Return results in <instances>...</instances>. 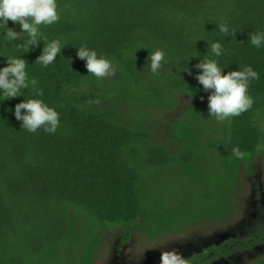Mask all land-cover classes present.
Here are the masks:
<instances>
[{
    "label": "trees",
    "instance_id": "obj_1",
    "mask_svg": "<svg viewBox=\"0 0 264 264\" xmlns=\"http://www.w3.org/2000/svg\"><path fill=\"white\" fill-rule=\"evenodd\" d=\"M56 2L60 19L41 25L46 39L29 50L17 47L25 35L8 41L0 27V69L7 57H21L38 82L22 97L0 96V264H97L119 233L126 241L144 234L160 241L227 225L248 182L257 207L246 235L185 264H215L264 246L257 180L264 166V47L250 43L252 33L264 31V0ZM8 27L21 33L17 23ZM53 40L62 49L44 67L38 60ZM216 41L220 56L211 51ZM81 47L111 61L115 74L91 75ZM156 50L165 59L154 74ZM205 59L216 60L223 75L247 66L259 74L249 82L247 111L210 116L214 89L197 79ZM25 99L59 113L55 133L22 128L14 110Z\"/></svg>",
    "mask_w": 264,
    "mask_h": 264
},
{
    "label": "clouds",
    "instance_id": "obj_2",
    "mask_svg": "<svg viewBox=\"0 0 264 264\" xmlns=\"http://www.w3.org/2000/svg\"><path fill=\"white\" fill-rule=\"evenodd\" d=\"M57 9L56 0H0V27L6 29L3 32L4 39L14 42L23 34L27 37L26 43L17 47L29 50L39 39H46L40 31V26L52 25L60 19ZM9 21L19 24L21 33L9 28ZM220 32L227 34L229 26L221 24ZM250 43L256 48L264 47V31L252 33ZM61 49L60 40L47 43L38 63L44 67L53 64ZM211 51L215 56L222 55L221 43L213 42ZM78 56L86 59L89 73L97 78L115 74L112 62L98 57L94 50L81 47L78 49ZM164 59L165 53L162 50L151 52L152 73L158 72ZM198 67L202 69V74L197 76L199 83L205 90L214 89V93L209 97L210 116L224 120L238 116L252 106L253 100L248 95V86L251 80L259 79V74L251 66L229 72L227 75L222 74L224 70L213 59H205ZM37 83L36 79L29 78L24 59L16 56L7 57V66L0 69V96L6 99L22 97L25 89L30 86L36 88ZM36 94L44 95L42 90H37ZM14 115L18 121H22L23 129L33 133L41 128L45 132L55 133L60 122L59 113L41 99H25L16 105ZM234 152L238 157L244 155L239 149H235ZM161 264H185V259L176 251H162Z\"/></svg>",
    "mask_w": 264,
    "mask_h": 264
},
{
    "label": "rangeland",
    "instance_id": "obj_3",
    "mask_svg": "<svg viewBox=\"0 0 264 264\" xmlns=\"http://www.w3.org/2000/svg\"><path fill=\"white\" fill-rule=\"evenodd\" d=\"M185 101L183 98L182 105ZM257 180L259 193H263L262 203L264 206L263 164L259 167ZM252 191L253 184L248 182L244 187V199L243 197L240 199L241 207L227 225L192 227L187 234L169 235L160 241L150 240L145 234L126 241L123 234L119 233L117 236H111L108 239L97 264H161L162 251H176L185 258L197 252H206L213 243H224L227 238L237 240V236L246 235L245 229H249V225H252L253 208L257 207L256 202L253 201ZM116 256L118 259H115ZM259 257L264 258V246L257 248L255 253L253 251V253L242 254L228 260H220L215 264H247Z\"/></svg>",
    "mask_w": 264,
    "mask_h": 264
},
{
    "label": "flooded vegetation",
    "instance_id": "obj_4",
    "mask_svg": "<svg viewBox=\"0 0 264 264\" xmlns=\"http://www.w3.org/2000/svg\"><path fill=\"white\" fill-rule=\"evenodd\" d=\"M235 236H237V235H235ZM227 240H229V239L227 238ZM223 244L224 243H221V242L213 243L211 246L208 247V249H210L213 246H222ZM202 253H204V252H197L196 254H202ZM194 255H195V253L190 255V256H186L184 259H191ZM115 259H118V257L116 256Z\"/></svg>",
    "mask_w": 264,
    "mask_h": 264
}]
</instances>
